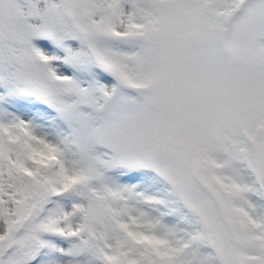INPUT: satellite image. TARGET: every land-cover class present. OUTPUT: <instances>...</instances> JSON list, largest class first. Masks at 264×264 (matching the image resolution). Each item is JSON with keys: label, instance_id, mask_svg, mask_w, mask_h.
Here are the masks:
<instances>
[{"label": "snow or ice", "instance_id": "1", "mask_svg": "<svg viewBox=\"0 0 264 264\" xmlns=\"http://www.w3.org/2000/svg\"><path fill=\"white\" fill-rule=\"evenodd\" d=\"M0 264H264V0H0Z\"/></svg>", "mask_w": 264, "mask_h": 264}]
</instances>
